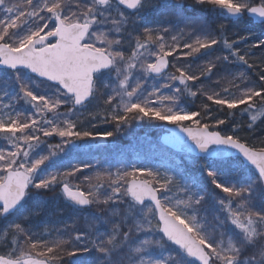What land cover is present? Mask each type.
I'll list each match as a JSON object with an SVG mask.
<instances>
[{
  "label": "snow or ice",
  "instance_id": "1",
  "mask_svg": "<svg viewBox=\"0 0 264 264\" xmlns=\"http://www.w3.org/2000/svg\"><path fill=\"white\" fill-rule=\"evenodd\" d=\"M116 3L129 10H138L143 6V0H43L39 6H36L35 0H0V7L7 12L6 18L0 19V64L12 69L24 66L49 81L58 82L65 90L62 95L70 96L74 106L82 105L93 94L95 72L114 68L119 83L113 90L114 94L103 101L107 106L102 119L104 122L113 123L119 128L134 119L169 118L166 121L182 126L201 150H205L210 144L231 145L238 149L259 170V179L264 181V147L256 150L254 146H246L240 138L220 135L217 129L226 121L212 124L196 119L201 116V112L185 115L173 112L170 107L167 111L154 109L150 107L156 102L153 97L161 103L170 98H161L156 92H152L149 99L142 103L133 102L132 98L136 96L141 85L137 84L131 90L127 88L128 80L136 70L146 74L166 73L170 83L164 87L177 81L182 85H189L208 76L213 71L215 62L204 65L197 71H190L183 62L214 47L218 41L214 38L187 41L175 35L166 36L168 29H145L140 35L132 36L131 32L126 31L128 18L119 9L114 13L110 11ZM196 3L224 9L233 15L247 10L264 18V0H260L259 6H249L243 0H196ZM50 19L55 21L51 30L48 23ZM29 21L34 30L19 42L13 40L15 31ZM101 24L107 26L108 31H92L95 25ZM124 36L132 38L125 41ZM169 39L171 43L168 42ZM227 46L231 48L230 44ZM124 47L129 50L122 51ZM232 55L249 67H254L245 56H239L235 52ZM169 57L174 59L170 60ZM260 67L264 71V66ZM246 80L241 74L240 77L217 81L220 85L219 92H206L204 89L199 91L201 95L207 96L211 105L221 110L239 109L251 112V120L255 122L259 115H264V112L257 109V105L264 106V86L244 89L241 86L245 85ZM237 91L240 92L239 95ZM20 93L21 99L32 104L35 115H17L0 120V134L10 141L7 150H0V215L8 213L22 200L27 187L32 184L33 174L48 159L45 156L29 163L30 152L37 144L52 136L60 137L67 143L90 138L89 131L77 130L72 122L65 120L53 124L46 119L47 114H56L61 108L60 100L34 95L23 84L20 85ZM191 95L195 96L197 93L192 92ZM118 99L123 104V111L120 112L116 110L120 108V104L116 103ZM96 117L99 115L92 116L93 119ZM186 121H191L196 127L189 126ZM111 135L112 133L108 134ZM50 147L51 154L55 155L62 145ZM82 171V168L74 167L71 171L51 175L34 187L48 189L53 185H61L63 193L77 204H103L104 210L111 203H123L125 198L135 205H141L146 200L151 201L152 206L143 214L146 224L137 222L135 225H127L122 220L121 224L113 225L107 238L98 241L92 238L94 223L86 225L87 233H76L74 226H69L73 228V232L69 233L68 239L57 237L47 240L29 234L17 223L0 235V245L4 244L6 238L11 244L8 251L0 253V264H62L66 258L77 255V245L81 241L95 248L98 253L108 256L111 252L127 246L134 238L133 234L140 231L162 232L169 241L174 242L189 257L195 258L199 264H237L243 244L238 247L228 242L227 246H223L222 239L214 240L212 235L201 234L202 225L197 223L196 215L190 216L183 211L191 208L195 212L203 197L195 198V194H189L186 199H177L175 203L160 199L161 194L166 192L177 196L184 194L185 190L172 177L160 176L149 170L117 172L115 175L107 170L95 171L84 178L86 193L83 190L85 185L73 186L70 181V178L76 177ZM207 175L215 188L226 197V200L219 201L221 210L226 214L225 220L238 228L248 243L254 242V236H264V214L252 208L248 195L250 188L224 186L217 182L214 172L209 171ZM105 190L110 193L106 198L102 196ZM97 210L100 211L98 207ZM122 227L127 230L121 231ZM114 242L115 246L111 247ZM133 251L139 253L140 248H134ZM233 253L236 254L235 258ZM262 261L264 248L260 251L257 264ZM139 264H143V261Z\"/></svg>",
  "mask_w": 264,
  "mask_h": 264
},
{
  "label": "trees",
  "instance_id": "2",
  "mask_svg": "<svg viewBox=\"0 0 264 264\" xmlns=\"http://www.w3.org/2000/svg\"><path fill=\"white\" fill-rule=\"evenodd\" d=\"M171 1L174 4L167 3L164 5L161 2L153 3L143 0V6L137 12L139 14L138 19L135 15L123 11L128 18L126 31L131 32L132 36H136L145 29H168V32L165 33L166 36L175 35L187 41L196 38H214L218 41L214 47L202 51L183 63L187 65L190 71H197L202 66L212 62H215V67L208 76L201 77L194 83L182 85L177 81L171 83L169 87H164L165 84L170 83L167 77L156 80L137 70L129 90L135 88L137 84L141 87L133 102L142 103L149 99L150 93L156 92L159 97H169L170 99L161 103L156 97H153L152 99L156 102L152 103L150 107L161 108L162 111H167V108L170 107L173 112H184L186 115L201 112V116L196 119L203 122L215 124L221 120L226 121L217 129L222 136L231 135L240 138L242 143L249 147L254 146L256 150L264 147L262 144L264 141V115H259V118L253 122L251 112L239 109L221 110L219 107L211 105L207 96L201 95L199 91L204 89L206 92H219L220 85L216 83L217 81L224 78L240 77L241 74L247 78L245 85L241 86L242 88L264 86V80H261V77H264V71H261L260 67L264 66V25L256 26L246 18L235 21L223 17V12L218 13L217 7L211 5L199 6L192 4L191 0ZM182 1H186V3L179 7ZM42 2L43 0H35L36 6ZM243 2L249 3V6H259L260 4V0H243ZM6 16V10L0 7V19H4ZM48 23L50 30L54 28V20L50 19ZM32 30H34V26L29 21L15 31L12 39L19 42ZM92 31L106 32L108 28L102 24L95 25ZM131 38V36L123 37L125 41H130ZM168 42L171 43V40L169 39ZM229 44L231 48L227 46ZM121 50L127 52L129 49L124 47ZM234 52L239 56H245L254 67H249L248 64L238 60L237 56L232 55ZM223 57L228 59H221ZM170 59L174 58L170 57ZM112 76L107 83H103L102 77H98L95 85L94 97L96 99H93L88 106L75 110L72 107V100L62 95L58 88L40 82L26 71L13 73L0 70V98L3 97L4 101L9 100L11 103L9 111L12 113V117L35 115L27 107L26 101L20 98L22 95L20 85L23 84L34 95L61 101L62 106L56 114H47L49 119L52 118L53 124L66 120L72 122L77 130L90 132V138L71 142L83 145V149H72L70 153L67 152L65 156L59 159H54L55 155L51 154L52 148L50 146L62 145V149H70L71 143H67L57 136L45 138L44 142L39 143V146L30 152L29 163L45 156L48 159L38 168L39 173L35 176L34 184L40 183L51 175L71 171L74 167H80L83 171L76 177L70 178L71 184L73 186L85 185L83 190L86 193L87 187L84 178L95 171L107 170L115 175L117 172L142 169L164 176V172L168 169L180 187L185 179L183 175L190 174L191 179L196 182L199 189L197 191L194 187L195 198H204L195 212L191 209L197 215V223L202 225L201 234L212 235L214 240L222 239L224 244L229 241L238 247L243 244L244 247L240 251L237 264H245L246 261L254 262L259 257L261 249L264 248V237H256L254 242L248 243L244 240L242 233L230 226L229 222L225 220V214L219 203L220 200H226V197L215 188L207 173L209 171L214 172L217 182L224 186H235L239 189L241 187L250 188L249 184H251L248 193L252 202L251 206L255 211L264 214V188L257 174L245 167L239 160L213 161L214 164L209 167L206 166L202 171H197L194 168L189 170L186 168V161L188 160L196 163L207 164V162L184 155H176L167 150L166 153L161 144L156 141L153 144H157L158 149L163 151L162 155L157 156L147 152V146L153 144L147 143L146 138L160 133L159 130L167 125L165 121L167 118H144L138 128H136V124L140 119L132 120L129 123V128L127 127L128 124L117 128L113 123L104 122L102 119L107 106L103 104V101L113 95V90L117 88V83ZM192 92H196L197 95H191ZM239 94L240 92L237 91V95ZM222 95L227 96L228 94L222 93ZM257 109L264 112V106L257 105ZM254 111L252 110V112ZM97 114L99 117L93 119L92 116ZM185 123L191 127H196L191 121ZM44 126L47 127L48 125ZM109 133L112 135L108 136ZM91 137L94 139L106 137V139L99 141H104L107 145L97 151L86 150L87 146L91 147L93 139ZM111 142L115 144L110 145ZM9 144L10 141L0 137V150H7ZM126 145L131 146L129 152L124 150ZM138 178L142 179V177ZM61 187V185H55L53 190L50 187L42 189L35 199L32 198L33 191L31 190L27 201L13 218L17 217V223H20L29 234H34L41 240L57 237L68 239L69 233L73 232V228L69 226H74L76 233H87L86 225L94 223L95 230L92 233V238L99 241L107 238L112 232L113 225L121 224L122 220L127 225H135L137 222L146 224L143 214L148 207H151L149 205L140 208L125 198L123 203H111L106 210H104L105 206L100 204L99 206L92 205L89 211L80 212L65 203ZM109 194V191L105 190L102 196L106 198ZM173 195L172 192L162 193L161 200H169L173 203ZM97 207L100 211L97 210ZM126 230V227L121 228V231ZM133 237L127 246L111 252L108 256L98 253L95 248L81 241L77 245V255L66 258L62 264H72L71 260L78 257L82 258V264H139L141 261L143 264H197L181 250L168 243L159 231H140L134 233ZM114 246L115 242L111 247ZM134 248H140V252L135 253ZM8 249L2 246L0 253H4ZM143 255L148 256L147 263L143 259Z\"/></svg>",
  "mask_w": 264,
  "mask_h": 264
},
{
  "label": "water",
  "instance_id": "3",
  "mask_svg": "<svg viewBox=\"0 0 264 264\" xmlns=\"http://www.w3.org/2000/svg\"><path fill=\"white\" fill-rule=\"evenodd\" d=\"M123 8L126 9L128 12L137 11V10H129V9L125 8V7H123ZM224 12L232 20H239V19H242V18L246 17L248 20L252 21V23L254 25H263L264 24V18H260V17H258L256 15H253V14H251L248 11L245 14L241 13V14H238V15L230 14L226 10H224ZM112 69L113 68L100 69L97 72H95L93 74V88H94V84H95V77L100 75V74L108 73ZM0 70H10L11 72H17V71H20V70H25V71L29 72L33 77L38 79L39 81L49 83V84L59 88L62 92L65 91L63 89V87L58 82L49 81L46 78H43V77L39 76L37 73H33L30 69H28V68H26L24 66H18L16 69H12V68H10V67H8L6 65L0 64ZM149 75L152 76L155 79H161L163 76L166 75V73H161V74H158V75L149 73ZM68 97H70V96H68ZM92 97H93V94L91 96H89L87 98V100L82 105H75L74 107L76 109H79L81 107L86 106L87 104L90 103ZM161 143L167 149H169V150H171V151H173V152H175L177 154H186V155L193 156V157H196V158H199V159L218 160V161L219 160L223 161V160L238 159L245 166H247L248 168L253 169L256 172V174L258 175V177H259V170L253 164H251V162L248 161L246 159V157H244L243 154L239 152L238 149L233 148L231 145L210 144V145H208V147L205 150H201L199 148V146L182 129V126H174V127H171V128H167L166 129V133L162 136ZM262 183L264 185V181H262ZM29 187H30V185L27 187L25 195L22 198V200L13 209H11L8 213L4 214L3 215V219H6V218L10 217V216H12L13 214H15L17 212V210L20 208V206L22 205V203L24 202V200L26 198V195H27V193L29 191ZM64 196H65L66 200L69 203L73 204L74 206H76L79 209L84 210V209L90 208V206H91V205H88V206L79 205L76 202H74L71 199H69L65 194H64ZM147 204H150L152 206V202L151 201H147V200L144 201L143 204L138 205V206L139 207H143V206H145ZM0 207H2V205H0ZM161 234L164 236V234L162 232H161ZM164 238L166 239V241H168L169 243H171L172 245H174L175 247H177L178 249H180L181 251H183L186 254V252L184 250H182L179 246H177L174 242L169 241L166 238V236H164ZM189 258L199 264V262L195 258H192V257H189Z\"/></svg>",
  "mask_w": 264,
  "mask_h": 264
},
{
  "label": "rangeland",
  "instance_id": "4",
  "mask_svg": "<svg viewBox=\"0 0 264 264\" xmlns=\"http://www.w3.org/2000/svg\"><path fill=\"white\" fill-rule=\"evenodd\" d=\"M149 2H153V3H156V2H161L162 4H174L171 0H148ZM176 2H178V0H175ZM186 3V1H182V3H181V5H179V7H182L184 4ZM191 3L192 4H197V5H199V6H201V5H203V4H198V3H195V2H193V0H191ZM117 9H119V11L125 16V14L123 13V9L119 6V4H114V7L110 10V11H113V12H115ZM216 10L217 11H219L218 13H221L222 12V10L223 9H220V8H216ZM247 11V10H246ZM135 16H136V19H138V17H139V14L138 13H136V14H134ZM223 17H225V15H223ZM137 72V70L136 71H134L133 72V74L131 75V77L129 78V80H128V83H127V88L129 89V87H130V85L133 83V78H134V75L135 74H137L136 73ZM113 75V76H112ZM148 75V74H147ZM110 76H112L113 77V79L115 80V82L117 83V87H118V83H119V81H118V77H117V75H116V72H115V69L113 70V72H111L110 74H108V75H104V76H99V78L100 77H102V80H103V83H107L109 80H110ZM107 86V85H106ZM95 95V94H94ZM94 99H96V97H94ZM132 100H134V97L132 98ZM116 103L117 104H120V108L119 109H116L118 112H120V111H123V104L119 101V99L116 101ZM0 104H2V105H10L11 106V103L9 102V100H6V101H4V98L2 97V100H0ZM26 104H27V107L32 111V113L34 112L35 113V109H34V107L32 106V104H30V103H28L27 101H26ZM10 106L9 107H3V106H0V120H7V119H9L10 117H12V113L9 111V109H10ZM69 106H71V105H69ZM113 109L115 110V104L113 105ZM72 110V109H71ZM178 114H185L184 112H182V113H178ZM186 115V114H185ZM13 117H15V116H13ZM46 118H48V117H46ZM259 118V117H258ZM51 119L52 118H48L47 120H49V121H51ZM167 119H169V118H167ZM166 119V120H167ZM146 120V119H145ZM165 120V121H166ZM53 121V120H52ZM51 121V122H52ZM144 120L143 119H140L138 122H137V124H136V128H138V126L139 125H141L142 124V122H143ZM186 122H190V121H186ZM166 123H167V125H165L163 128H162V130H159V132L160 133H158L156 136H153V137H147L146 138V142L147 143H154L155 141L156 142H158V143H160V138H161V136L163 135V129H165V128H170V127H172V126H175V125H177V124H171V123H168L167 121H166ZM127 127L129 128L130 127V125L128 124L127 125ZM122 129V128H121ZM120 129V130H121ZM0 137L1 138H3V139H6L7 141H9V139L7 138V137H4V136H2V134H0ZM104 140V139H106V138H97V139H92V143H91V147H86V150H90V151H97V150H100V149H102L104 146H106L107 145V143L106 142H104V141H99V140ZM155 142V143H156ZM115 143L114 142H111L110 143V145H114ZM161 144V143H160ZM75 146L74 147H71L70 149H60V150H58V151H56V154H55V157H54V159H59V158H61V157H63V156H65L66 154H67V152L68 153H70L71 152V150L72 149H78V150H81V149H83L84 147H83V145H77V144H74ZM134 145L135 146H137L136 145V143H134ZM133 145V146H134ZM39 145L37 144L34 148H37ZM66 146H67V144H66ZM148 148H147V152H150V153H152V154H156L157 156H161L162 155V153H163V151H165L166 152V150L163 148V151L162 150H160V149H158V146H157V144H153V145H149V146H147ZM130 149H131V146L130 145H126V147H124V150L125 151H127V152H129L130 151ZM167 153V152H166ZM212 164H214L213 163V161H209V162H207V164L206 163H196V162H193V161H191L190 162V160H188V161H186V165L187 166H189L191 169H195V170H203L206 166H211ZM167 169V168H166ZM140 170H142V169H140ZM39 173V170L37 169L36 170V172L33 174V176H34V178H35V176L37 175ZM164 176H169V177H172V178H174L172 175H170V173L168 172V169L164 172ZM183 177L185 178V179H189V176H187V175H183ZM34 182H33V184H32V186H31V189H32V191H33V195H32V198L33 199H35V198H37L38 196H39V194L38 193H40L41 191H42V189H36L35 187H34ZM194 187H196V190L198 191L199 189H198V187H197V185H196V183H194V182H192V183H189V182H187V181H182V185H181V188L182 189H184L185 191H184V194L182 195V193H179L180 195H182V196H177L176 194H174L173 195V203H175L176 202V200L177 199H186L187 198V195H189V194H193V190H194ZM249 187L251 188V184H249ZM55 188V185H53V186H50V189L51 190H53ZM193 210V209H192ZM183 211L187 214V215H196V213H194V212H192L191 211V208H188V209H183ZM225 214V213H224ZM225 216H226V214H225ZM196 217H197V215H196ZM197 221H198V219H197ZM12 222V223H11ZM11 222H3L2 220H1V217H0V235H3L4 234V232L6 231V230H8L10 227H12L13 226V224L15 223V222H18V220L16 219V218H14V219H12L11 220ZM229 224H230V226L231 227H233V228H235V229H237L240 233H242L238 228H236L234 225H232L230 222H229ZM243 234V233H242ZM254 239H256V237L254 236L253 237V240ZM230 242V241H229ZM227 243L228 242H226V244H224L223 246H227ZM10 245V242L7 240V238L5 239V242H4V244L3 245H0V247H2V246H9ZM143 251V250H142ZM143 257V259H145L146 260V263L148 262V256L147 255H143L142 256ZM82 260V258H74V260L72 261V263L73 264H78L80 261ZM245 264H255V261L254 262H245ZM262 264V263H261Z\"/></svg>",
  "mask_w": 264,
  "mask_h": 264
},
{
  "label": "clouds",
  "instance_id": "5",
  "mask_svg": "<svg viewBox=\"0 0 264 264\" xmlns=\"http://www.w3.org/2000/svg\"><path fill=\"white\" fill-rule=\"evenodd\" d=\"M193 2H195L196 3V0H193ZM233 256H234V258H235V256H236V254L235 253H233ZM259 261V257L256 259V261H255V264H257V262Z\"/></svg>",
  "mask_w": 264,
  "mask_h": 264
}]
</instances>
